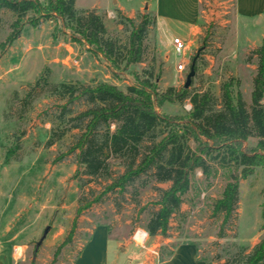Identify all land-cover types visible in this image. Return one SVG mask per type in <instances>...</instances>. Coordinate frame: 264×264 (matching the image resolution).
<instances>
[{
    "label": "rangeland",
    "instance_id": "374dc122",
    "mask_svg": "<svg viewBox=\"0 0 264 264\" xmlns=\"http://www.w3.org/2000/svg\"><path fill=\"white\" fill-rule=\"evenodd\" d=\"M138 6L139 10L132 13L120 11L122 17L136 22L137 13L155 16V25L147 31L143 62L138 65L121 64L114 68L73 42L68 32L53 21L42 22L35 28L25 24L0 58V236L15 249L21 248L15 264H72L93 228L100 224L107 227L110 238L122 244L137 243L151 264H161L182 242L195 244L198 258L220 264L217 255H223L230 245L252 247L261 236L264 166L240 180L236 213L225 228L224 238L217 237L220 218L213 216L211 210L225 183V171L213 165V172L206 179L195 172L193 187L180 206L181 214L170 219L166 235L148 234L140 245L139 238L134 242L132 237L137 230L146 231L147 218L158 209L154 187L166 189L169 183H150L143 188L139 180L124 191L116 188L106 192L112 179L123 172L119 160L111 161L109 180L90 178L77 167L74 154H68L79 130H71L60 141L46 145L52 128L50 120L65 102L40 87L33 88L43 72L52 83L107 82L125 90L133 83L134 74L160 71L158 87L163 91L170 86L183 87L195 58L191 90L207 89L218 97L222 82L237 79L242 99L250 106L256 72L253 53L262 42L263 21L237 16L234 0H198L196 20L186 28L158 23L148 0ZM75 7L94 9L104 15L107 33L121 44L126 42L128 28L118 24L111 0H75ZM163 13L178 15L168 5L163 7ZM14 19L10 11L0 10V42ZM177 28L187 30V36L181 38L187 46L185 58L176 57L172 51L171 40ZM178 61L186 65L182 72L175 70ZM86 108L82 100L67 104V117ZM154 108L160 115L184 121L190 105L188 101L156 102ZM239 147L251 152L256 148V139H248ZM70 232L71 242L57 252Z\"/></svg>",
    "mask_w": 264,
    "mask_h": 264
},
{
    "label": "trees",
    "instance_id": "16d2710c",
    "mask_svg": "<svg viewBox=\"0 0 264 264\" xmlns=\"http://www.w3.org/2000/svg\"><path fill=\"white\" fill-rule=\"evenodd\" d=\"M3 9L10 11L15 19L0 42V58L25 24L35 28L42 22L53 21L63 32H68L73 42L97 58H103L114 68L121 64L131 67L143 62L147 31L155 25L154 15L137 13L139 22H136L122 17L116 9L118 24L128 28L126 42L121 44L107 33L104 15L94 9H76L75 0H47L46 4L39 0H0V10ZM253 54L256 72L249 107L242 99L239 81L233 78L220 84V95L216 97L207 89L191 90V83L188 88L170 86L160 91V71L134 74L133 83L125 90L107 82L52 83L43 72L33 88L40 87L65 102L50 120L52 128L46 145L60 141L71 130H79L68 154H74L77 167L90 178L109 180L111 161L119 160L123 172L112 179L106 192L116 188L124 191L139 180L143 188L150 183H169L166 189L154 187L158 209L144 225L150 236H165L170 219L181 214L180 206L193 187L196 171L206 179L211 176L213 165L223 169L225 183L211 211L220 218L217 237L224 238L225 228L236 213L240 180L264 166V38ZM80 100L87 108L68 118L66 105ZM185 101L190 110L184 121L160 115L154 108L156 102L183 104ZM251 138L256 139L255 150H242L239 145ZM191 143L196 146L192 147ZM260 217L263 231L264 188ZM71 238L70 232L56 251L68 245ZM216 259L220 264H264V232L252 247L230 245Z\"/></svg>",
    "mask_w": 264,
    "mask_h": 264
},
{
    "label": "crops",
    "instance_id": "0c3cea01",
    "mask_svg": "<svg viewBox=\"0 0 264 264\" xmlns=\"http://www.w3.org/2000/svg\"><path fill=\"white\" fill-rule=\"evenodd\" d=\"M114 8L119 11L132 13L139 10V3L147 0H111ZM166 3V4H165ZM153 5L157 22L166 26L188 27L197 17L198 0H148V6ZM170 7L176 14H164L163 7ZM234 10L242 19H260L264 22V0H234ZM264 28V25H263ZM187 36L186 29L177 28L173 37ZM264 35L262 36V39ZM1 232V231H0ZM264 232L261 231V234ZM14 245H9L0 236V264H14L19 257L15 255ZM145 252L137 243H121L110 238L105 225H97L91 231L89 239L80 249L72 264H151L145 260ZM161 264H208L197 256V248L193 243L177 245L171 255Z\"/></svg>",
    "mask_w": 264,
    "mask_h": 264
},
{
    "label": "built area",
    "instance_id": "2783aa9c",
    "mask_svg": "<svg viewBox=\"0 0 264 264\" xmlns=\"http://www.w3.org/2000/svg\"><path fill=\"white\" fill-rule=\"evenodd\" d=\"M171 45H172L173 54L176 57H180V58L186 57L187 46L181 38L173 37L171 40ZM185 66H186L185 63H183L182 61H178L175 65V70L177 72H182L185 70ZM147 236H145V231L140 229L134 233L132 238L135 242L136 241L135 238L138 237L140 240L139 244L143 245L147 239Z\"/></svg>",
    "mask_w": 264,
    "mask_h": 264
},
{
    "label": "water",
    "instance_id": "95a60500",
    "mask_svg": "<svg viewBox=\"0 0 264 264\" xmlns=\"http://www.w3.org/2000/svg\"><path fill=\"white\" fill-rule=\"evenodd\" d=\"M194 64H195V58H193L192 61H191V63H190L189 72H188V74L186 76V80H185V83L183 85V88H188L189 85H190V83H191V79L193 78V76L195 74ZM47 230H48V228L44 229L43 234H42V236L40 238L39 243L44 239V237H45V235L47 233Z\"/></svg>",
    "mask_w": 264,
    "mask_h": 264
},
{
    "label": "bare ground",
    "instance_id": "6f19581e",
    "mask_svg": "<svg viewBox=\"0 0 264 264\" xmlns=\"http://www.w3.org/2000/svg\"><path fill=\"white\" fill-rule=\"evenodd\" d=\"M21 253H22L21 248H20V247H17V248L15 249V255H16V257H20V256H21Z\"/></svg>",
    "mask_w": 264,
    "mask_h": 264
},
{
    "label": "clouds",
    "instance_id": "9594fccd",
    "mask_svg": "<svg viewBox=\"0 0 264 264\" xmlns=\"http://www.w3.org/2000/svg\"><path fill=\"white\" fill-rule=\"evenodd\" d=\"M148 235V232L147 231H145V236H147Z\"/></svg>",
    "mask_w": 264,
    "mask_h": 264
}]
</instances>
